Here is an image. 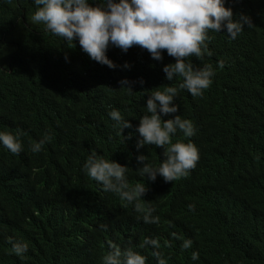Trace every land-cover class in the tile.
Returning a JSON list of instances; mask_svg holds the SVG:
<instances>
[{
	"label": "trees",
	"instance_id": "obj_1",
	"mask_svg": "<svg viewBox=\"0 0 264 264\" xmlns=\"http://www.w3.org/2000/svg\"><path fill=\"white\" fill-rule=\"evenodd\" d=\"M222 3L234 20L245 14L254 26L245 24L235 39L226 28L207 31L208 51L185 62L194 70L210 66L215 75L193 96L180 88L183 76L167 80L163 68L177 58L166 49L155 60L139 45L125 52L110 41L106 55L116 64L110 68L90 58L78 37L70 48L42 23H31L35 0H0V134L22 146L13 154L0 142V264H104L109 242L144 256L145 264H158L155 251L165 264H264V0ZM124 78L135 82L132 89L121 87ZM167 87L178 89V111L162 120L179 115L194 126L188 138L178 129L172 143L191 142L199 152L188 171L194 175L180 184L185 177L165 182L158 174L151 181L137 170L141 154L156 168L165 159L163 146L138 150L137 143L147 100ZM112 111L132 126L122 132ZM46 134L51 139L33 152ZM93 151L127 166L129 188L147 186L133 207L87 175ZM149 211L158 223L143 221ZM146 239L158 240L159 249L141 247ZM186 240L192 244L184 249ZM15 242L28 245L22 257L12 251Z\"/></svg>",
	"mask_w": 264,
	"mask_h": 264
},
{
	"label": "clouds",
	"instance_id": "obj_2",
	"mask_svg": "<svg viewBox=\"0 0 264 264\" xmlns=\"http://www.w3.org/2000/svg\"><path fill=\"white\" fill-rule=\"evenodd\" d=\"M37 10L30 18L34 24H43L54 35L62 37L68 47H73L75 39L79 38L81 48L94 61L115 68L116 64L106 55L109 42L125 52L133 45L147 49L152 58L162 60L161 50L166 49L169 56L176 57V62L164 66L166 78L172 81L177 75L183 76L180 88H187L193 96H201L203 90L209 88L212 77L215 75L210 66L194 70L192 63L185 62V58L193 54L200 58L207 52L205 43L208 30L220 32L227 29L231 38L235 39L247 24L254 26L250 16L240 14L238 19H233V11L226 8L222 0H102V3L92 6L88 0H35ZM204 46L203 52L201 46ZM211 55V53H208ZM125 68L130 67L127 63ZM223 68V62L220 63ZM143 84V79L139 81ZM135 82L124 78L120 81L121 87L132 89ZM178 89L167 87L164 91H154L147 100V113L140 120L138 132L142 137L137 143V149L145 145L164 147V161L156 168L147 162L146 155H139L137 163L142 165L137 170L141 176L155 181L159 174L165 182H174L188 174L190 169L196 167L199 152L194 143L177 141L172 143L171 135L179 129L185 138L194 135V126L188 120H182L179 115L173 119L162 120V114L176 113L178 105L174 97ZM150 114V115H149ZM111 118L117 122L123 132L130 128L131 122L124 119L120 112L112 111ZM19 135V133H17ZM130 139V136L128 137ZM51 139L47 134L41 141L32 146L33 152H39L41 146ZM0 142L13 154L22 150L21 144L12 134H0ZM84 170L87 175L96 180L95 185L102 191L118 194L120 201L133 207L134 201L144 196L148 188L144 184H136L129 188L126 180L127 166L116 161L98 158L95 151L88 157ZM194 171L189 172L191 177ZM187 175V176H188ZM188 181L186 177L179 183ZM32 192V191H31ZM24 193L19 196L23 198ZM186 197L178 196L179 202ZM137 212H142L141 205H135ZM201 209L195 214L196 224L200 222ZM207 213L211 218L210 209ZM170 219L176 218L173 209L168 210ZM214 219V218H213ZM145 223H158V217H152L151 211L143 214ZM104 228V225H101ZM175 235V234H173ZM11 242V241H10ZM152 245L159 249L156 239H146L141 247ZM191 240L184 241L182 247L190 248ZM110 252L103 258L104 264H145V257L133 252L131 249L123 251L121 247L109 242ZM12 251L17 256H23L28 251L26 243H13ZM158 264H165L160 258V252L155 251ZM192 259H198V254L193 253ZM39 260V259H38ZM37 259L35 262L37 263Z\"/></svg>",
	"mask_w": 264,
	"mask_h": 264
},
{
	"label": "bare ground",
	"instance_id": "obj_3",
	"mask_svg": "<svg viewBox=\"0 0 264 264\" xmlns=\"http://www.w3.org/2000/svg\"><path fill=\"white\" fill-rule=\"evenodd\" d=\"M181 232H182V231H181ZM183 235H185V234H183ZM183 235H182V236H183ZM185 257H186V256H185Z\"/></svg>",
	"mask_w": 264,
	"mask_h": 264
}]
</instances>
